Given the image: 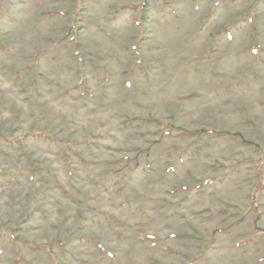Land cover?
I'll return each instance as SVG.
<instances>
[{"label": "rangeland", "instance_id": "rangeland-1", "mask_svg": "<svg viewBox=\"0 0 264 264\" xmlns=\"http://www.w3.org/2000/svg\"><path fill=\"white\" fill-rule=\"evenodd\" d=\"M0 264H264V0H0Z\"/></svg>", "mask_w": 264, "mask_h": 264}]
</instances>
